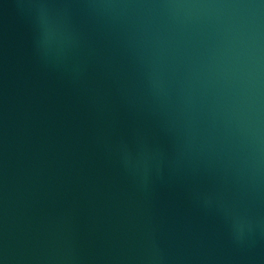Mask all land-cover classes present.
<instances>
[{"label":"water","instance_id":"95a60500","mask_svg":"<svg viewBox=\"0 0 264 264\" xmlns=\"http://www.w3.org/2000/svg\"><path fill=\"white\" fill-rule=\"evenodd\" d=\"M0 264H264V0H0Z\"/></svg>","mask_w":264,"mask_h":264}]
</instances>
